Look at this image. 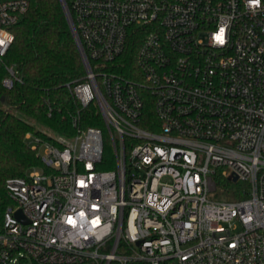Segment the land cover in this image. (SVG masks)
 I'll use <instances>...</instances> for the list:
<instances>
[{"label": "built area", "instance_id": "built-area-1", "mask_svg": "<svg viewBox=\"0 0 264 264\" xmlns=\"http://www.w3.org/2000/svg\"><path fill=\"white\" fill-rule=\"evenodd\" d=\"M29 6L0 0L9 89ZM64 6L85 67L73 94L103 127L26 134L47 169L6 181L0 264H264V0ZM219 177L245 187L209 199Z\"/></svg>", "mask_w": 264, "mask_h": 264}, {"label": "trees", "instance_id": "trees-1", "mask_svg": "<svg viewBox=\"0 0 264 264\" xmlns=\"http://www.w3.org/2000/svg\"><path fill=\"white\" fill-rule=\"evenodd\" d=\"M29 2V10L13 29L15 38L5 56V64L16 69L21 81L13 88L4 87L2 78L8 72L2 66L0 99L57 136L72 137L80 129L103 127L98 108L93 103L83 106L73 94L72 87L84 78L85 67L61 0ZM132 52L130 48L120 60L132 65ZM28 132L56 142L57 136L0 107V230L7 206L15 205L7 191V179L23 176L34 167L47 169L27 140ZM104 148L110 156L106 144ZM216 179L219 188L231 184L227 178Z\"/></svg>", "mask_w": 264, "mask_h": 264}, {"label": "rangeland", "instance_id": "rangeland-1", "mask_svg": "<svg viewBox=\"0 0 264 264\" xmlns=\"http://www.w3.org/2000/svg\"><path fill=\"white\" fill-rule=\"evenodd\" d=\"M0 107L6 109V110H9L10 112L12 113H15L27 120H29L31 123H33L38 129H42L43 131L51 134V135H56V133L50 129L49 127L45 126V125H41L39 124L34 118L20 112L17 108H14V107H11L7 102H5L4 100L0 99ZM41 152L43 153L44 149L41 148L40 149ZM230 188H231V191H233V189H243L245 187V184L242 183V182H238V183H234V184H230L229 185ZM229 192H227L226 189H222V188H218L216 191H212L208 194V197L209 199H212V200H221V199H234L233 195ZM24 264H34L33 261L31 259H29L28 261H25Z\"/></svg>", "mask_w": 264, "mask_h": 264}, {"label": "water", "instance_id": "water-1", "mask_svg": "<svg viewBox=\"0 0 264 264\" xmlns=\"http://www.w3.org/2000/svg\"><path fill=\"white\" fill-rule=\"evenodd\" d=\"M61 2H62V5H64V0H61ZM64 9H65V6H64ZM236 179H237V177H234V178H233V180H236ZM17 216H18L21 220L26 221V219H25L24 216L22 215V212H21L20 209L17 211Z\"/></svg>", "mask_w": 264, "mask_h": 264}, {"label": "snow or ice", "instance_id": "snow-or-ice-1", "mask_svg": "<svg viewBox=\"0 0 264 264\" xmlns=\"http://www.w3.org/2000/svg\"><path fill=\"white\" fill-rule=\"evenodd\" d=\"M222 32H223V30H221V35L217 37V39H218L221 43H223Z\"/></svg>", "mask_w": 264, "mask_h": 264}]
</instances>
